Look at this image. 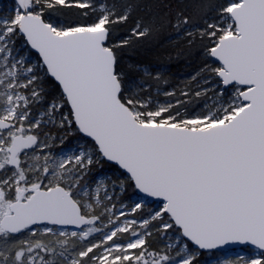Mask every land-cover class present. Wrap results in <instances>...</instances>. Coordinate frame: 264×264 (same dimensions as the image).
<instances>
[{"label": "snow or ice", "instance_id": "6c2138e0", "mask_svg": "<svg viewBox=\"0 0 264 264\" xmlns=\"http://www.w3.org/2000/svg\"><path fill=\"white\" fill-rule=\"evenodd\" d=\"M131 7L0 10V264H201L231 245L250 254L223 264H264V0H198L195 25L178 9L206 74L163 101L121 68L153 30L117 35ZM105 163L120 176L93 177Z\"/></svg>", "mask_w": 264, "mask_h": 264}, {"label": "trees", "instance_id": "16d2710c", "mask_svg": "<svg viewBox=\"0 0 264 264\" xmlns=\"http://www.w3.org/2000/svg\"><path fill=\"white\" fill-rule=\"evenodd\" d=\"M116 2L132 6L129 22L120 26L117 35H129L136 22L153 26L149 37L136 41L121 51L120 63L126 78L149 86L147 90L151 91L155 99L161 101L172 99L163 94L165 90L175 91L177 94L183 89L194 90L197 87L196 80L190 75L202 72L204 57L198 43L189 44L188 37L173 28L169 21L178 9L183 8L187 14L194 16L195 25L202 23L200 16L209 10L196 11L195 5L198 0H116ZM205 2L214 4L217 0ZM168 5L171 7H167ZM205 258L204 253L200 257V262L202 263Z\"/></svg>", "mask_w": 264, "mask_h": 264}, {"label": "rangeland", "instance_id": "374dc122", "mask_svg": "<svg viewBox=\"0 0 264 264\" xmlns=\"http://www.w3.org/2000/svg\"><path fill=\"white\" fill-rule=\"evenodd\" d=\"M11 4V0H0V10L5 9L7 6H9ZM206 73H204L203 71L200 72V74L197 75H190L191 78H194V80H202V77L205 75ZM196 84V83H195ZM53 135L54 136H62L64 135L59 129H53ZM76 143V138L74 136H65L64 139V143L61 145L59 140L56 141V143L54 144L52 151L53 152H59L61 150V148L64 149H68V148H73L75 146ZM115 166L111 165V164H102V165H98L96 167L93 168L92 171V176L93 177H102L105 178L106 181L107 180H114L116 177L120 176V170L115 169ZM91 178V177H90ZM121 200L124 201V203L126 204H131L133 203L137 197L133 194V191L131 188L128 189L127 193L121 195L119 197ZM219 254L217 255H212L211 253H207L206 254V260L203 259L201 264H223L225 259H234L240 255H244L247 256L250 254V249L249 248H245V249H241L238 251H219ZM202 256V255H201ZM200 256V257H201Z\"/></svg>", "mask_w": 264, "mask_h": 264}, {"label": "water", "instance_id": "95a60500", "mask_svg": "<svg viewBox=\"0 0 264 264\" xmlns=\"http://www.w3.org/2000/svg\"><path fill=\"white\" fill-rule=\"evenodd\" d=\"M240 248H248V247L247 246H239V245H231V246H226L225 248H222V249L214 250L213 252H219V251L230 250V249H240Z\"/></svg>", "mask_w": 264, "mask_h": 264}]
</instances>
